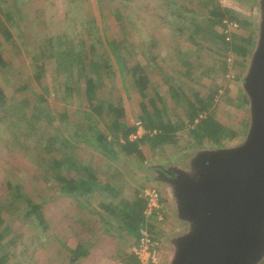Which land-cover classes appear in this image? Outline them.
Returning <instances> with one entry per match:
<instances>
[{
  "label": "rangeland",
  "instance_id": "obj_1",
  "mask_svg": "<svg viewBox=\"0 0 264 264\" xmlns=\"http://www.w3.org/2000/svg\"><path fill=\"white\" fill-rule=\"evenodd\" d=\"M220 1L225 8L236 12L242 22L255 31L253 52L258 36L260 0ZM116 3L122 5L121 12L131 29L134 27L138 33L135 38L137 43L139 45L140 42L142 43V50L151 60L145 71L150 84L144 85L148 96L144 102L135 89L131 77L124 75L122 63L114 59L112 61L113 69H120L115 82L119 90L116 96L122 98L123 119L132 125L139 122L142 104L149 105L155 98L154 89L163 93L167 82L187 86L186 79L180 76L177 49L174 48L177 41L184 44L179 28L185 29L187 24L183 19L173 17V12L164 7V0L107 2L110 7H115ZM97 7L98 0H0V57H4L12 69L8 71L0 68V84L6 90L8 99L5 112L3 115L0 114V211L8 215L7 221L0 230L1 235L5 237L0 243V264H49L51 222L54 221L57 210L56 202L51 198L56 195L58 184L56 185L54 180L52 183L46 181L49 179L48 175H53L52 172H47L49 167L46 164L30 162L27 155L36 157L37 160L35 145L38 144L44 149L49 138L58 130L70 137V134L77 129L81 128L82 132V129L96 125L85 117L82 119L79 97L72 99L68 105L62 101V98L68 94L56 86V81L64 78L59 75L57 68L68 58H61L60 53L78 44L80 32L88 17L94 15L100 18L101 14ZM197 14L201 16L199 11ZM101 25L105 31L107 21H102ZM6 32L12 35L10 41L5 39ZM108 32L119 37L122 33L120 22L113 18ZM129 45L131 50H134L132 44ZM211 52L198 54L202 59L200 67L199 58L188 57L194 65L190 72L192 80L190 85L204 87L206 90H212L215 84L220 86L216 101L210 109V113L215 110L217 118L224 127L219 145H213L203 139L200 144H194L190 149L182 152H178L176 148L167 153L158 149L156 156L153 155L150 147H142L146 158L142 168L148 169L147 171L130 166L129 163H134L132 158L124 155L121 156L123 158L121 161H110L111 166L108 169H104V158L101 159V156L94 152L86 150V153L81 155L85 158L96 155L94 164L101 175L109 173L123 175L124 180L129 181L132 188L143 184L147 189L149 187L159 191L167 217L158 235L164 243L163 251L166 252L165 256L162 255L163 264H168L173 254L171 239L182 235L186 226L177 221L169 186L164 181H156L154 170L161 168L165 171L176 167L189 171L187 164L197 153L239 146L244 142L249 129V105L242 103L238 93L241 90L247 99L243 81L252 53L243 68L236 64V55L229 52L226 68L222 72L220 64L216 62L219 56ZM122 53H126L125 49ZM129 59H131L128 62L129 66L135 63L130 56ZM20 83H28L29 90L20 91ZM107 91L99 93L100 97H106ZM39 95L44 99L39 100ZM40 112L48 122L45 119L40 120L37 125L32 116ZM64 112L68 117L62 120L60 116ZM171 114L172 111H169L168 115ZM164 119L167 117L164 116ZM98 126L106 128V124L102 121L98 122ZM179 135L184 137L186 130L179 132ZM43 202L45 204L42 212L48 229L46 232L36 214L25 218L29 205ZM61 207L65 208L63 201L58 203V209ZM111 264H117L116 259Z\"/></svg>",
  "mask_w": 264,
  "mask_h": 264
},
{
  "label": "trees",
  "instance_id": "obj_2",
  "mask_svg": "<svg viewBox=\"0 0 264 264\" xmlns=\"http://www.w3.org/2000/svg\"><path fill=\"white\" fill-rule=\"evenodd\" d=\"M108 1L110 0H98L97 10L101 14L100 18L98 19L94 15L88 17L80 32L78 44L60 53L61 58H68L66 61L63 60L57 68L59 75L64 78L56 81V86L68 94L62 98V101L68 105L72 99L79 97L82 119L85 117L96 125L85 130L82 129V132L81 128L77 129L70 134V137L58 130L54 136L49 138L44 149H41L38 144L35 145L37 160L36 157L27 155L30 162L46 164L49 167L47 172L53 173V175H48L49 179L44 178L50 183L54 180V183L59 185L56 187V195L50 197L52 201L69 195L79 200L83 206L84 203L80 199L89 200L90 195L98 187L108 195L116 190L112 183L100 180L98 175L101 173L94 164L96 155H90V158L81 157L86 153V150L101 156V159L104 158V169L110 168V161H121L123 159L121 156L124 155L132 158L134 163H129L130 166L147 171L148 169L142 168L146 163L142 147H150L153 155L156 156L158 149L167 153L176 148L178 152H182L190 149L194 144H200L203 139L213 145H219L224 127L217 118L215 110L210 113V109L216 101L220 86L215 84L212 90L191 86L190 72L194 65L188 57L199 58L200 67L202 59L198 54L212 51L211 53L219 56V60L216 62L220 64L222 72H224L229 52L236 55V64L245 68L246 60L250 57L254 46L255 31L242 22L236 12L225 8L220 0H164V7L173 12V17L179 20L183 19L187 24L185 29L178 27L184 44L177 41L176 47H174L177 49L176 57L180 66V76L186 79L187 86L167 82L163 93L154 89L155 98L149 105L142 104L139 121L142 122L147 132L155 131L156 134L153 136L146 134L139 141L130 142L129 136L137 131V127L136 124L131 125L123 119L122 98L116 96L119 90L115 82L120 69L114 70L112 61L114 59V61L122 63L124 75L131 77L135 89L144 102L148 97L144 85L150 84L145 71L151 60L142 50V43L140 42V45L137 43L135 38L138 33L134 27L131 29L126 17L121 12L120 6L122 5L119 6L116 3L117 7H110L107 4ZM198 11L201 16L197 14ZM113 18L121 24L122 33L119 37L108 32L110 21ZM100 19L107 21L105 31ZM228 23H236L238 27L229 28ZM5 35L6 40L12 39L9 32H6ZM129 43L132 44L134 50H131ZM124 49L126 53H122ZM129 56L135 60V63L130 66L128 65L131 60ZM0 68L12 70L2 56L0 57ZM29 88L28 83H20V91L26 92ZM106 90H108L106 97H100L99 93ZM5 92L6 90L0 84L1 115L5 112L8 103ZM238 95L244 105H249L241 90ZM40 99H44L42 95H39ZM169 111H172L170 116L168 115ZM164 116L167 119H164ZM60 117L65 120L68 116L64 112ZM32 118L37 125L40 120L44 121L45 119L48 122L41 112L33 115ZM101 121L106 124V128L98 126V122ZM184 130H186V135L181 137L179 132ZM182 145L185 147L183 148ZM17 189L20 191L19 187ZM146 189L147 186L142 184L132 190L131 199L133 201L130 207L136 214L129 216L124 222L127 232L136 240L140 228L145 224L143 215L145 200L142 195ZM108 198L114 200L113 197L108 196ZM44 204L43 202L29 205L25 218L36 214L40 225L46 232L48 230L47 221L42 212ZM101 208L105 212L110 211L106 204H101ZM162 212H164L163 207ZM7 219L8 215L0 211V230ZM148 227L152 235L159 238L157 224L150 223ZM4 239L5 237L0 233V243ZM76 252L75 257H72V264L76 263L82 255V246H79ZM126 264H137L136 258L130 256ZM261 264H264V261Z\"/></svg>",
  "mask_w": 264,
  "mask_h": 264
},
{
  "label": "water",
  "instance_id": "obj_3",
  "mask_svg": "<svg viewBox=\"0 0 264 264\" xmlns=\"http://www.w3.org/2000/svg\"><path fill=\"white\" fill-rule=\"evenodd\" d=\"M257 43L243 89L250 124L244 142L205 150L189 171L165 170L176 219L186 226L173 239L168 264H261L264 261V0Z\"/></svg>",
  "mask_w": 264,
  "mask_h": 264
},
{
  "label": "crops",
  "instance_id": "obj_4",
  "mask_svg": "<svg viewBox=\"0 0 264 264\" xmlns=\"http://www.w3.org/2000/svg\"><path fill=\"white\" fill-rule=\"evenodd\" d=\"M98 176L101 181L112 183L116 190L108 195L96 188L89 200L80 199L84 207L69 195L53 201L57 210L51 222L49 264H72V257L77 254L79 246H82V255L74 264H111L115 259L117 264H126L128 258L133 256L131 251L136 238L127 232L124 222L136 214L130 205L133 201L132 190L138 187L132 188L123 175ZM62 201L65 208L58 209V203ZM101 204L108 205L110 211L105 212ZM161 225L157 224L159 230ZM164 254L166 252L162 251Z\"/></svg>",
  "mask_w": 264,
  "mask_h": 264
},
{
  "label": "built area",
  "instance_id": "obj_5",
  "mask_svg": "<svg viewBox=\"0 0 264 264\" xmlns=\"http://www.w3.org/2000/svg\"><path fill=\"white\" fill-rule=\"evenodd\" d=\"M229 28H237L236 23H228ZM137 131L129 136L130 142H137L146 134L153 136L156 132H147L142 122L136 123ZM123 142V141H122ZM145 200V209L143 212L145 224L139 230V236L135 245L132 247V255L136 258L137 264H163V243L159 238L152 235L148 224L156 223L158 225L165 222V216L162 212V196L158 190L148 188L143 192Z\"/></svg>",
  "mask_w": 264,
  "mask_h": 264
},
{
  "label": "flooded vegetation",
  "instance_id": "obj_6",
  "mask_svg": "<svg viewBox=\"0 0 264 264\" xmlns=\"http://www.w3.org/2000/svg\"><path fill=\"white\" fill-rule=\"evenodd\" d=\"M156 181L162 182L164 181V175H166L165 171L161 168H157L154 170Z\"/></svg>",
  "mask_w": 264,
  "mask_h": 264
}]
</instances>
